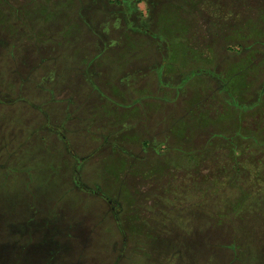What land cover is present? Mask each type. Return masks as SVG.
Masks as SVG:
<instances>
[{
  "label": "rangeland",
  "instance_id": "374dc122",
  "mask_svg": "<svg viewBox=\"0 0 264 264\" xmlns=\"http://www.w3.org/2000/svg\"><path fill=\"white\" fill-rule=\"evenodd\" d=\"M75 2L0 0V264H264V0H161L162 18L173 17L170 44L183 42L174 48L186 64L182 80H164L156 93L126 86L121 99L112 84L92 90L87 76H103L117 60L123 70L134 65L125 44L163 36L123 33L114 18L104 28L123 42L101 43L92 30L103 26L105 2L78 0L90 6V25L81 19V27ZM96 39L102 49L91 56ZM187 81L170 100V83L182 90ZM28 103L46 109L32 139L23 134ZM74 113L65 125L72 141L43 134ZM122 117L133 126L122 133L125 163L111 148ZM142 154L155 159L139 161Z\"/></svg>",
  "mask_w": 264,
  "mask_h": 264
},
{
  "label": "crops",
  "instance_id": "0c3cea01",
  "mask_svg": "<svg viewBox=\"0 0 264 264\" xmlns=\"http://www.w3.org/2000/svg\"><path fill=\"white\" fill-rule=\"evenodd\" d=\"M108 1L109 0H98V2L100 4H103V2H105L106 15L100 21V22H103L102 28L99 29L97 27L94 30H92L93 33L99 34L100 41L98 39H96V41L93 40V42H92L93 44L91 43V45L88 46V48H90L88 50H89L91 56L92 55H95L96 52L93 51L95 48L102 49V44L101 43H104V42L110 43L113 40L114 41L117 40L118 42L119 41L120 42H123V39L122 40L119 39V38L118 39L117 38L116 39H111L112 37L110 35V31L109 30H106L104 28V27L108 28V26L112 23V21H111L112 19H114V18H121V19H123V22H122L123 26L120 25L123 33L126 30L127 31L130 30L131 32H133V30L138 31V29H140L139 26H138V24L141 21L137 17L138 16V12L137 11L139 9L138 8V4L140 2H143L144 0H127V3H126L125 6L124 5L122 6V3H121L120 7H117L116 9H113L114 7H109L108 8L107 7V2ZM74 4H75L74 7L78 5V10H77L78 14L76 13L75 16H74V23L76 25H78V23H79L80 24V27H81L83 25L82 20H84L88 25H90L91 20L87 21V14H89L88 11H87V8H89L90 6H87L85 4L79 5L78 4V0H76V2ZM151 7H152V5H151ZM127 12H130V16H132V19H131L130 22H125V17L124 16L125 15H128ZM159 19H160V13L158 15V19L155 22L150 23L147 26L148 29L157 31V33H159V34H161L163 36V38H161V40L159 41V43L156 44L154 42V40H152L151 42L149 41L150 42V46H148L147 44L146 45H143V44H134V43L125 44L124 47H127L128 52H129L127 54L131 57V60H130L131 63H132V60H134V65H132V66H130V67H128V68H126V69L123 70V69H121V67H123V64H121V63L123 61H125V60H122V61L117 60L116 62L113 61L114 62L113 69H110L109 68L110 70L108 69V72H106L103 76H99V75H97V76H87V80L89 81V79H90V82H91L90 87H91L92 90H94V88H97V86H100L101 88H106L110 84H112L115 87H117L116 88L117 91H115V93H113L111 95L114 96L117 99H121V98H123V97L126 96V92H127L126 89L128 87L133 88V91L134 92H138L140 90L142 91V90L146 89L147 91H150V92L155 91L154 93H156V90L158 89L159 84L162 81H164V80L165 81H168L170 78H172V83H174V82L176 83V81L181 82V80H182L181 71L184 70V68L186 67V64L184 62L177 63L178 66L175 67L174 64H176V61H175V49L174 48H175V44L176 43H177V46L179 44H180V46H182V43L183 42L177 40L178 42L175 41L173 44H170L171 35H169V34L166 33V32L169 31L170 28L168 26H166L165 29H162V26H160ZM152 21L153 20H151V22ZM116 23L118 25V23H120V22L118 21ZM128 27H131V28L130 29H127ZM159 27H161V28H159ZM160 31H162V32H160ZM147 39H148V37H147ZM97 41L101 42V43H99L100 44L99 46H96L95 45V44H97L96 43ZM159 50H161L162 52H165L166 53V56L164 57L163 60H161L162 58L160 59V57L158 56L159 53H160ZM169 50H170V55L167 54V52ZM147 53H150L151 54V57L150 58L148 57L149 60H147V61L144 62V56ZM132 54L135 55L134 58H133V56H131ZM156 55L158 57H156ZM53 56H54L55 62H57V58L59 57V55L54 54ZM128 62H129V60H128ZM167 62L172 65V66H170V68H168V66H166L167 64L165 65V63H167ZM148 65H152V68H156L157 67L158 70L157 71L155 70V71H151L149 73H146L145 68H147ZM87 66H88L89 73L91 75H92V73H95L94 71L97 70L94 67V66H96L95 61H91L89 64H87ZM89 67H91V68L89 69ZM114 72L116 73L117 76H114V74H115ZM120 72H121V74H120ZM176 73L180 74V76H177L178 74H176ZM95 74H93V75H95ZM147 74H149L150 77L146 80V79H144V76H147ZM111 76H113V78H111ZM118 76H119V78H117ZM95 77H97V79L92 81L91 78H95ZM131 79H133V80L130 82ZM118 80L119 81H122L124 83V85H123L122 88H121V84L118 83ZM172 83H170L171 84L170 87H167V89H166L167 90V93L169 94L170 100H173V99H175V97H178V96L180 97V92H182L184 89H187L188 87L189 88L191 87V81H187L186 82L187 84H185L184 86H182L183 87L182 90H180L178 88H173L172 87L173 86ZM175 83H174V86H175ZM126 86H128V87L126 88ZM74 95H75V92H74ZM181 95H183V93H181ZM22 108H23V111H27V112L32 113V114L33 113L37 114L36 116H33L34 114L33 115L31 114L30 119L25 120L26 123H28V129L23 134H24L25 137H26V135H28V138L32 139L31 136H32L34 130L37 129V127H35L36 122L39 121V120H42V119H46L45 118V113H44L46 111V109L42 105V103H39L38 105L33 104V103H28L26 106H23ZM7 110H8L9 113H12V112L15 113V111H21L20 109H18L16 107H11V106H6V112H7ZM67 111H68V109L65 110L64 112L65 113H70L71 112V111L70 112L69 111L67 112ZM144 111H145L146 116H147L148 111L147 110H144ZM55 113H57V111H55ZM106 117H108V116H106ZM77 118H78V116L75 113L72 116H67L62 121H60L61 122L60 125H58V124H55L54 126H51L50 125V127L52 128L50 130V134H48V133H43V134L48 135V136H50L51 134H54L55 135V138H57V139H58V135L60 137H62V139L63 138H67L68 139V137H69V135H68L69 129L67 130L65 128V125L67 123L68 124L74 123V120L77 119ZM129 120L130 119L127 118V117H122L121 118V120L119 121V122H121V126L119 127V131H117V135L119 136V142L117 144L118 148H117V146L111 147L112 149L116 150V152L113 155H116L117 159L120 157L119 154L120 155H124V157L122 158V160L120 159L121 162L122 161L124 162V159H125V157L127 155L126 152L123 151V149H121V147H123L122 144H121L123 142V134L122 133L127 132L128 131L127 130L128 127H130V128L133 127L132 124H131V122ZM51 122H53V121H51ZM126 122L128 123L127 124L128 127L126 125ZM22 123L24 125L26 124L24 121ZM53 123H56V121L54 120ZM10 125H12V124H10ZM108 125L111 126L110 123ZM55 127L57 128V131L55 130ZM64 129H65V131H64ZM136 129H138V128H135V130ZM130 130H132V129H130ZM136 131H137V134H136L137 137H136V139L137 140H142L145 131L140 130V129L139 130H136ZM15 134H16L15 131L14 130H11L9 132V134H8V137L9 136H13ZM54 135H53V137H54ZM70 135H72L74 137L75 136H78L79 135V130L74 129V127H73V130L71 131V134ZM44 138L45 137H42L41 139H44ZM67 141L68 142L69 141H72V139L69 138ZM143 141L144 140H142V142ZM50 142H52V141L50 140ZM150 143L151 142H147L146 143V146L149 145ZM0 144L5 145V140H2L1 139V136H0ZM110 144L111 143H110L109 139L104 136V139L99 144V145H102L98 149L99 150V153H101L103 149L105 151L104 154L106 152H108V147L111 146ZM11 145H12V150H15V148H17L16 151H18L20 145H15L14 146L13 145V142H11ZM36 149L37 148H35L34 151ZM127 151L129 152V149ZM11 154L12 155L10 156V158L12 156L15 157V158H12L11 160H9V163L11 161V164H14L15 161L18 160V158L13 153H11ZM142 156H143V154H142ZM127 158H131V156H127L126 159ZM137 159H139V161H140L141 160V157L139 156V157H137ZM26 160L27 159H25L23 161H26ZM56 160L57 159H54V158L51 159V161H56ZM41 162H43V161H41ZM55 167H52V168H55ZM119 169L120 168H118V170H114V172L115 171L118 172ZM13 248H15L14 245H13ZM60 249L63 250V247L61 246Z\"/></svg>",
  "mask_w": 264,
  "mask_h": 264
},
{
  "label": "flooded vegetation",
  "instance_id": "af4514ba",
  "mask_svg": "<svg viewBox=\"0 0 264 264\" xmlns=\"http://www.w3.org/2000/svg\"><path fill=\"white\" fill-rule=\"evenodd\" d=\"M143 8H139L138 9V13L140 14V16H137L139 19H140V23L138 24V26H139V28L140 29H143V28H145V30H147L148 28H147V26L150 24V23H153V22H155L157 19H158V15H159V13H161V12H166L167 10V8H165V7H163V5L162 4H160L161 3V0H144L143 2ZM151 5H152V7H151ZM166 10V11H165ZM167 13V12H166ZM127 14L128 15H125L124 17H125V22H130L131 21V19H132V16H130V12H127ZM169 16V15H168ZM169 19H170V21L168 22V24L166 23L167 22V20H166V18H162V15H160V22H161V24H160V26H162V29H165V27L166 26H170V23L171 22H173V17L172 16H170V17H168ZM151 20H153L152 22H151ZM150 21V22H149ZM174 23V22H173ZM159 28H161V27H159ZM147 45L148 46H150V42L149 43H147ZM155 48V47H154ZM157 49V48H156ZM159 54H160V56H161V60H163L164 59V57L166 56V53L165 52H162L161 50H159ZM167 54L168 55H170V50L167 52ZM167 64V65H166ZM165 65L166 66H168V68H170V66H172L170 63H165ZM175 65V67H177L178 65H177V63L176 64H174ZM141 157V160L142 161H152V159H155V156H153V155H150V157H149V155H146V157H145V155H141L140 156ZM60 225H63L62 226V228L63 229H65L66 231H68L69 229H68V226H67V224L66 223H61ZM72 238H73V241L74 242H76L75 243V245L77 246V243H78V239L76 240V238L78 237L77 235H74V225H73V230H72ZM75 236V237H74ZM75 238V239H74ZM75 247V246H74Z\"/></svg>",
  "mask_w": 264,
  "mask_h": 264
}]
</instances>
